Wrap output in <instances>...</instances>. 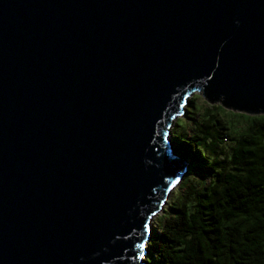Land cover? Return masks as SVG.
Listing matches in <instances>:
<instances>
[{
    "label": "water",
    "instance_id": "95a60500",
    "mask_svg": "<svg viewBox=\"0 0 264 264\" xmlns=\"http://www.w3.org/2000/svg\"><path fill=\"white\" fill-rule=\"evenodd\" d=\"M195 93L264 115V0H0V264H143Z\"/></svg>",
    "mask_w": 264,
    "mask_h": 264
},
{
    "label": "trees",
    "instance_id": "16d2710c",
    "mask_svg": "<svg viewBox=\"0 0 264 264\" xmlns=\"http://www.w3.org/2000/svg\"><path fill=\"white\" fill-rule=\"evenodd\" d=\"M188 104L173 142L189 168L152 222L143 264H264V115L198 93Z\"/></svg>",
    "mask_w": 264,
    "mask_h": 264
},
{
    "label": "rangeland",
    "instance_id": "374dc122",
    "mask_svg": "<svg viewBox=\"0 0 264 264\" xmlns=\"http://www.w3.org/2000/svg\"><path fill=\"white\" fill-rule=\"evenodd\" d=\"M198 95H200V94L198 93ZM194 96H195V94L192 95L191 98H193ZM200 96H201V95H200ZM191 98H190V100H191ZM194 100H196V99H194ZM217 104H218V103H217ZM188 106H189V104L186 106V109L188 108ZM198 108H199V109L202 108V103L199 104ZM186 109H185V110H186ZM184 113H185V111H184ZM184 113H183V114H184ZM183 114H182V115H183ZM185 117H186V114L183 115V119H184ZM174 126H175V125H174ZM173 128H174V127H173ZM231 142H232V141H231V139H230L229 142H227V143L229 144V143H231ZM174 191H175V189L171 192L168 201H169V200L171 199V197L173 196ZM168 201H167V202H168ZM166 205H167V203H166ZM166 205H165V206H166ZM152 228H153V227L151 226V229H152ZM141 262L143 263V259L141 260Z\"/></svg>",
    "mask_w": 264,
    "mask_h": 264
},
{
    "label": "snow or ice",
    "instance_id": "6c2138e0",
    "mask_svg": "<svg viewBox=\"0 0 264 264\" xmlns=\"http://www.w3.org/2000/svg\"><path fill=\"white\" fill-rule=\"evenodd\" d=\"M261 119H264V117H261ZM140 247H143L144 245H139Z\"/></svg>",
    "mask_w": 264,
    "mask_h": 264
}]
</instances>
